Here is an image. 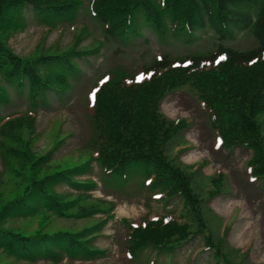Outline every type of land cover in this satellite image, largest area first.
<instances>
[{"label": "trees", "instance_id": "trees-1", "mask_svg": "<svg viewBox=\"0 0 264 264\" xmlns=\"http://www.w3.org/2000/svg\"><path fill=\"white\" fill-rule=\"evenodd\" d=\"M81 5V0H0V81L27 91L34 107L25 113H0L4 174L15 181L7 196L0 174V253L30 263H59L65 257L93 259L102 254L94 240L111 217L113 204L104 200L101 207L87 203L97 183L80 177L92 171L96 160L105 185L123 181L124 186L139 179L162 202L177 198L183 202L179 214L124 219L125 249L131 257L138 259L147 250L155 253L156 260L171 257L200 234L205 249L213 251L215 264L222 260L236 264L224 249L228 229L216 240L205 216L206 202L226 186L225 175L215 173L208 177L204 190L198 189L196 175L201 165H183L168 152L169 143L188 121L168 118L161 103L167 93L191 87L207 110L219 145L251 149L247 170L252 177L264 179V132L259 119L264 115V0H91V15L112 37L128 40L149 25L160 36L171 30L188 41L212 31L222 43L208 53L184 58L161 55L134 73L118 70L115 76L110 72L100 77L89 98L93 135L87 150L76 162L54 165L52 156L64 138L58 130L52 149L35 151V108L40 100L41 105L47 104L49 91L58 95L69 90L77 70L73 57L84 58L97 48L76 49L81 39L77 32L66 51L36 50L22 56L9 47L6 38L25 28L27 9L50 29L58 21L74 19ZM240 32L252 35L256 45L236 49L223 43ZM9 100L8 90L0 84V112ZM62 184L83 192L74 197L59 193L56 188ZM101 212L98 221L81 229H47L53 217L89 218ZM36 218L35 229L15 223Z\"/></svg>", "mask_w": 264, "mask_h": 264}, {"label": "rangeland", "instance_id": "rangeland-1", "mask_svg": "<svg viewBox=\"0 0 264 264\" xmlns=\"http://www.w3.org/2000/svg\"><path fill=\"white\" fill-rule=\"evenodd\" d=\"M74 19L58 21L50 29L44 19L36 17L31 9L25 12L26 26L8 35L7 44L22 56H31L35 51H66L74 44V35L79 32L81 39L77 48L94 49L86 57H73L77 70L71 77V87L66 92L56 94L49 91L48 102L36 109L35 151L52 149L56 133L60 130L64 142L56 148L53 164L68 165L78 160L85 152L93 135L90 118L89 97L96 81L107 73L116 75L121 70L127 73L138 71L143 65L150 64L154 58L167 55L171 58H184L189 54L208 53L222 43L214 32H203L191 41L177 36L171 30L160 36L153 27L145 25L139 34H133L128 40L112 37L105 33L101 22L91 15V0H81ZM86 26L87 30L81 28ZM225 45L236 49L252 48L256 39L245 32L238 33L234 39L223 41ZM10 95V100L1 106V114L8 116L17 112L25 113L34 108L27 91H17L6 81H0ZM162 112L170 119H185L188 125L168 145L169 155L183 165L200 164L196 180L198 189L204 190L207 179L217 172L225 175L226 186L223 192L206 202L205 214L214 238L220 239L227 228L223 240L227 255L236 264H264V179L252 178L247 163L252 156L249 148L236 146L231 149L220 147L212 128L207 110L203 107L191 87L177 88L167 93L161 103ZM262 121L264 132V115ZM92 171L80 176L81 179H93L97 186L89 191L92 195L87 203L99 205L101 200L113 204L111 217L94 240L102 254L93 259L69 260L65 257L59 263L48 260L36 262L16 261L0 253V264H215L217 259L213 251L205 249L204 237L197 235L179 247L171 257L160 256L145 251L138 259L131 257L126 249L127 226L124 219L138 220L142 217H155L160 214H179L183 207L181 199L162 202L148 186L141 185L139 179L124 184L116 181L114 185H105L103 171L99 163L92 162ZM5 165L0 151V174L3 173L4 192L7 196L14 188L15 181L4 174ZM198 187V186H197ZM62 194L74 197L81 193L68 184L57 186ZM87 192V193H89ZM104 212L89 218L53 217L47 229H81L98 221ZM34 222L16 220V225L29 229L37 227ZM247 248L243 253V249ZM224 261L222 260L220 264Z\"/></svg>", "mask_w": 264, "mask_h": 264}]
</instances>
